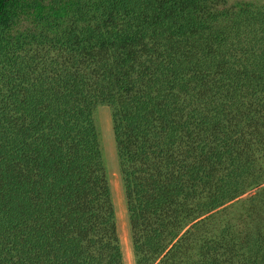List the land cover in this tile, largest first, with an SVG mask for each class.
Segmentation results:
<instances>
[{
	"label": "trees",
	"instance_id": "trees-1",
	"mask_svg": "<svg viewBox=\"0 0 264 264\" xmlns=\"http://www.w3.org/2000/svg\"><path fill=\"white\" fill-rule=\"evenodd\" d=\"M100 106L136 264H264V3L0 0V264H124Z\"/></svg>",
	"mask_w": 264,
	"mask_h": 264
},
{
	"label": "rangeland",
	"instance_id": "rangeland-1",
	"mask_svg": "<svg viewBox=\"0 0 264 264\" xmlns=\"http://www.w3.org/2000/svg\"><path fill=\"white\" fill-rule=\"evenodd\" d=\"M237 1L264 3V0H231L232 3ZM94 118L100 131L102 147L104 150L106 165L108 168L112 196L117 214V224L121 239L124 264H136L133 252L123 183L121 179L116 145L114 141V132L110 108L106 106L98 107L95 111ZM252 194L253 192L245 195L243 199L247 198V196Z\"/></svg>",
	"mask_w": 264,
	"mask_h": 264
}]
</instances>
